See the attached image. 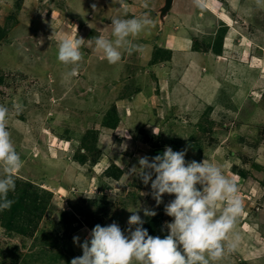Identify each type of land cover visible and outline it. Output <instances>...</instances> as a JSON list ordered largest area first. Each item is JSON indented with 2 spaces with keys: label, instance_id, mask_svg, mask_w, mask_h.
I'll return each mask as SVG.
<instances>
[{
  "label": "rangeland",
  "instance_id": "374dc122",
  "mask_svg": "<svg viewBox=\"0 0 264 264\" xmlns=\"http://www.w3.org/2000/svg\"><path fill=\"white\" fill-rule=\"evenodd\" d=\"M162 3L0 0V105L10 109L7 130L23 161L16 179L52 192L34 229L29 223L24 233L9 230L0 214V264H70L82 255L74 236L82 243L96 224L113 222L126 230L137 207L149 234L166 236L173 218L164 208L174 195L157 206L150 184L128 174L139 157L165 146L186 149V161L222 165L237 180L245 205L240 242L217 264H264V8L255 0H206L204 9L174 0L161 23ZM144 15L154 27L131 38L142 51L121 50V61L109 64L95 38H111L112 17ZM223 26L215 56L210 46ZM172 33L189 38L186 51L199 49L196 72L189 56L163 48ZM66 35L84 39L79 75L70 79L71 66L57 59ZM208 52L214 56L206 62ZM14 104L22 105L19 115ZM108 109L118 118L114 128L102 123ZM110 164L117 177L104 173ZM145 207L157 215L144 216ZM71 214L77 220L67 228Z\"/></svg>",
  "mask_w": 264,
  "mask_h": 264
},
{
  "label": "clouds",
  "instance_id": "9594fccd",
  "mask_svg": "<svg viewBox=\"0 0 264 264\" xmlns=\"http://www.w3.org/2000/svg\"><path fill=\"white\" fill-rule=\"evenodd\" d=\"M118 2L123 6V0ZM255 2L257 7L264 8V0ZM194 3L199 9L206 7V0ZM92 7L95 9L96 5ZM111 25V38L96 37L95 46L102 50L109 64L115 65L122 59L121 50L129 55L142 51L131 38L154 27V21L147 15L112 17ZM83 45L84 39L78 36L66 35L58 41L57 59L71 66L66 73L69 79L79 75ZM13 109L19 115L22 105L14 104ZM9 114L10 109L0 105V212L10 210L15 203L9 199V192H15L16 174L23 167L7 130ZM185 156L186 149L174 151L165 146L162 153L153 157H139V167L133 165L128 171L129 176L138 177L144 185L150 184V194L157 206L163 203L165 194L174 195L164 208L166 215L173 218L165 222L166 236L150 235L143 227L146 221L139 214V207L128 209L132 215L126 230L113 222L105 226L96 224L82 243L79 236H74L73 242L82 248V255L74 257L70 264H217L235 252L240 242L236 226L245 209L237 180L225 175L222 165L205 160L186 161ZM220 205L222 210L218 209ZM143 212L147 217L157 215L147 207Z\"/></svg>",
  "mask_w": 264,
  "mask_h": 264
},
{
  "label": "trees",
  "instance_id": "16d2710c",
  "mask_svg": "<svg viewBox=\"0 0 264 264\" xmlns=\"http://www.w3.org/2000/svg\"><path fill=\"white\" fill-rule=\"evenodd\" d=\"M226 29L223 26V28L220 29L218 32L219 36L218 38L213 41V45L210 46V49L213 53L216 55H219L222 51V40L225 36ZM158 49V48H157ZM209 46L203 50L208 51ZM199 50V49H194ZM155 55V53L153 54ZM156 58H153V61ZM102 123L105 126L114 128L117 126L118 118L116 116L115 110L110 111L108 109L107 114L103 117ZM83 144L85 145V142L83 140ZM156 153H159V150L156 151ZM84 157H82L83 159ZM80 161V160H79ZM113 168H116L115 164H110L105 170L104 173H106L109 177H117L118 175L113 172ZM262 186L264 187V178L262 179ZM52 192L49 190H46L42 187L37 186L32 181L29 180H22V179H16V190L15 192H9V199L15 200V203L12 205L10 210H5L3 212H0L1 214V224L7 228V229H15L16 231L24 233L26 231V227H28V224L32 225V229L35 228L36 222L35 219L41 218V215L43 211L46 209V207L49 205L50 197ZM61 218H65V212H59ZM20 217L26 218L28 221L26 225H23L22 223H19ZM15 219V220H14ZM18 219V220H17ZM65 220V219H64ZM67 220V221H66ZM64 221V225L68 227L71 226V223L77 220V217L75 215H70L69 218H66ZM80 220V219H78ZM13 221L16 222V225H13ZM35 222V223H32Z\"/></svg>",
  "mask_w": 264,
  "mask_h": 264
},
{
  "label": "crops",
  "instance_id": "0c3cea01",
  "mask_svg": "<svg viewBox=\"0 0 264 264\" xmlns=\"http://www.w3.org/2000/svg\"><path fill=\"white\" fill-rule=\"evenodd\" d=\"M168 41L169 42H167V43L169 45L167 44V45L163 46V48L165 47L166 49H169V50H175L176 49V51L178 52L177 54H179V55L185 54V55L189 56L191 59V60H189L190 61V66H189L190 71L193 70L194 72H196L197 67L201 66L202 56L200 55L201 53H199L197 51H186V50H188L187 48H189V45H190L189 38H187V36H180V35H175V33H172V34L168 35ZM162 45H161V47H162ZM183 49H185V50H183ZM181 51H183V52H181ZM207 55H208L209 59L206 62H209V60L211 59V56H214V55H211L210 52H208ZM215 56H217V55H215ZM239 56L246 58L247 54H245V52H243ZM241 61H243V60H241ZM242 63H245V62H242Z\"/></svg>",
  "mask_w": 264,
  "mask_h": 264
},
{
  "label": "water",
  "instance_id": "95a60500",
  "mask_svg": "<svg viewBox=\"0 0 264 264\" xmlns=\"http://www.w3.org/2000/svg\"><path fill=\"white\" fill-rule=\"evenodd\" d=\"M174 0H163L162 5L158 8V19L163 23L165 17L169 14Z\"/></svg>",
  "mask_w": 264,
  "mask_h": 264
},
{
  "label": "bare ground",
  "instance_id": "6f19581e",
  "mask_svg": "<svg viewBox=\"0 0 264 264\" xmlns=\"http://www.w3.org/2000/svg\"><path fill=\"white\" fill-rule=\"evenodd\" d=\"M169 42V41H168Z\"/></svg>",
  "mask_w": 264,
  "mask_h": 264
}]
</instances>
